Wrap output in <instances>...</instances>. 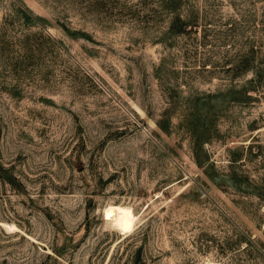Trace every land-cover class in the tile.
<instances>
[{"label":"rangeland","instance_id":"rangeland-1","mask_svg":"<svg viewBox=\"0 0 264 264\" xmlns=\"http://www.w3.org/2000/svg\"><path fill=\"white\" fill-rule=\"evenodd\" d=\"M0 264H264V0H0Z\"/></svg>","mask_w":264,"mask_h":264}]
</instances>
